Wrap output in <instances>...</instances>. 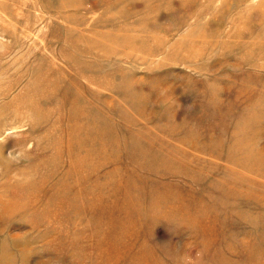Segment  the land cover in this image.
Here are the masks:
<instances>
[{"label": "rangeland", "instance_id": "obj_1", "mask_svg": "<svg viewBox=\"0 0 264 264\" xmlns=\"http://www.w3.org/2000/svg\"><path fill=\"white\" fill-rule=\"evenodd\" d=\"M256 151L264 0H0V264H264Z\"/></svg>", "mask_w": 264, "mask_h": 264}, {"label": "bare ground", "instance_id": "obj_2", "mask_svg": "<svg viewBox=\"0 0 264 264\" xmlns=\"http://www.w3.org/2000/svg\"><path fill=\"white\" fill-rule=\"evenodd\" d=\"M242 154V152L241 153H239L238 154V156H240ZM245 157L247 158V160H242L241 161V163H246V164H250L249 166L251 167L252 165L253 166H260L263 162H264V155L263 154H261L260 153V151H256L255 153H254V155H253V157H255L254 159H253V157H251V156H248V155H245ZM227 164V163H226ZM235 163H233V165H229L230 167H227L228 168V170H232V171H234V173H238L239 172V170L241 169V164H238V165H236ZM227 166V165H226ZM237 168L238 170H236L235 168ZM244 166V165H243ZM231 171V172H232ZM175 206V205H174ZM17 209V208H16ZM176 209V208H175ZM87 233H85V235H86ZM106 239V238H105ZM105 239H103L104 241H106ZM103 240H102V242H103ZM104 243V242H103ZM102 244V243H101ZM106 245V244H105ZM80 246V249L77 251V254L78 255H80V257H81V259H80V261H77V263L76 264H84V262H86L92 255H94V253H92L91 251H90V249H89V244H83V245H79ZM100 247V246H99ZM114 247V246H113ZM107 248V247H106ZM109 248V247H108ZM110 248H112V246L110 247ZM104 249V248H103ZM101 249V247L100 248H98V250L97 251H99L98 253H97V256H96V259L94 260V262L92 263V264H110V258H109V256L107 255V251L104 249ZM144 250V249H143ZM118 251V250H117ZM113 257V256H112ZM115 257H117L116 255H115ZM114 258V257H113ZM113 261V260H112ZM111 261V262H112ZM113 263V262H112ZM89 264V263H88ZM91 264V263H90Z\"/></svg>", "mask_w": 264, "mask_h": 264}]
</instances>
